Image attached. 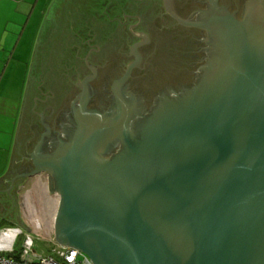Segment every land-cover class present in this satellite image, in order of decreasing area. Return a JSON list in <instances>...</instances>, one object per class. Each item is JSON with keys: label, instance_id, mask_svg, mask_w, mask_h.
<instances>
[{"label": "water", "instance_id": "1", "mask_svg": "<svg viewBox=\"0 0 264 264\" xmlns=\"http://www.w3.org/2000/svg\"><path fill=\"white\" fill-rule=\"evenodd\" d=\"M93 6L43 24L0 216L22 224L17 190L48 172L58 243L94 264H264V0Z\"/></svg>", "mask_w": 264, "mask_h": 264}, {"label": "crops", "instance_id": "2", "mask_svg": "<svg viewBox=\"0 0 264 264\" xmlns=\"http://www.w3.org/2000/svg\"><path fill=\"white\" fill-rule=\"evenodd\" d=\"M0 181L11 171L15 163L18 133L31 89L34 66L30 59L36 51L21 49L23 42L35 41L34 29L40 27L43 0H0ZM128 5L131 4L129 3ZM45 13V12H44ZM126 13V12H125ZM128 14V13H127ZM125 14V15H127ZM30 42V43H31ZM35 58V55H34ZM46 172L33 174L37 178ZM48 173V172H47ZM50 175V173H48ZM10 220V219H9ZM7 222V220H3ZM15 226L21 223L10 220ZM8 229L7 228H3ZM39 239V238H38ZM50 246V247H49ZM36 250L39 255H52V246Z\"/></svg>", "mask_w": 264, "mask_h": 264}, {"label": "rangeland", "instance_id": "3", "mask_svg": "<svg viewBox=\"0 0 264 264\" xmlns=\"http://www.w3.org/2000/svg\"><path fill=\"white\" fill-rule=\"evenodd\" d=\"M56 1L57 0H43V2L46 3V8L42 12V25L34 29V36L36 39L32 42H23L19 50L21 51V49L25 48V51H29L30 54L27 62H29L30 56L32 55V50L33 53L34 50L36 51L43 24ZM108 1L109 0H94V6L90 10V15L101 19L103 22H120L125 16L123 13L125 11L121 10L117 12L116 9H121L122 5L119 4L118 7L116 6L111 9L113 3L110 2L111 0ZM124 1L126 2L127 0ZM128 3L132 4V1L130 0ZM127 8L130 10V5H128ZM34 55L31 56L29 62L30 66H34ZM17 197L22 219L21 225L28 232L40 234L41 239L35 238L36 249L40 250L46 248L47 245H51L53 251L56 249V245L62 246L58 243L57 239L59 238L56 229V220L61 205V193L59 190L52 191L50 175L46 172L41 176H37V178L26 179L17 190ZM3 220H7V222H4ZM38 224L40 225V228H38ZM12 226L15 225L11 223L9 219L0 216V231H2L3 228L8 227L9 229V227ZM24 239L25 238L22 237L18 241L16 246L17 252H21Z\"/></svg>", "mask_w": 264, "mask_h": 264}, {"label": "built area", "instance_id": "4", "mask_svg": "<svg viewBox=\"0 0 264 264\" xmlns=\"http://www.w3.org/2000/svg\"><path fill=\"white\" fill-rule=\"evenodd\" d=\"M40 228V225H37ZM24 237L18 260L9 258L16 254V246L20 238ZM35 238L40 234L28 232L25 228L4 229L0 231V264H94L81 251L65 246L56 245L52 255L42 256L36 252Z\"/></svg>", "mask_w": 264, "mask_h": 264}, {"label": "trees", "instance_id": "5", "mask_svg": "<svg viewBox=\"0 0 264 264\" xmlns=\"http://www.w3.org/2000/svg\"><path fill=\"white\" fill-rule=\"evenodd\" d=\"M82 1V0H81ZM110 1V0H109ZM108 1V2H109ZM128 1H130V0H127L126 2L124 1V0H111L110 2L111 3H113V5L111 6V9L112 8H114V7H118V5L119 4H121L122 5V8L121 9H116V11L117 12H119V11H121V10H123V11H125V12H123L124 14H127V13H130L129 12V10H128V8H127V6L128 5H126V4H129L128 3ZM132 1V0H131ZM0 3H1V1H0ZM124 6V7H123ZM131 10H132V8H130ZM148 9V8H147ZM146 9V10H147ZM135 10V9H134ZM133 10V11H134ZM112 11V10H111ZM107 24L108 23H106L105 25L103 24V23H95L94 25L93 24H91V25H89L90 27H88V30H90V33L92 34V35H95L96 36V39H92L94 42H96V44L98 45L97 47H100L101 49H102V47L104 46V44L106 43L107 44V39H104L102 36H101V33H102V35H103V29H104V27L105 26H107ZM111 28H113V29H117L116 31H115V33H117L118 34V32L120 31L119 30V28L118 27H122V26H113V25H109ZM128 27V26H127ZM127 27L125 28V29H123V27H122V30L123 31H125L126 29H127ZM110 28V29H111ZM183 29H186V28H184L183 27ZM189 30V29H188ZM100 31H102V32H100ZM127 31V30H126ZM189 31H191V32H197L196 30H192V29H190ZM103 38V39H102ZM84 42H87V40H83L82 41V43L80 42V44H78L79 45V48H80V50H81V48H83V49H85V48H87V46H83L84 45ZM111 42V41H110ZM96 47V48H97ZM95 56H97L96 54H94ZM84 65V64H83ZM86 65V64H85ZM20 253L21 252H17L16 251V254H13V255H9L8 257L9 258H12V259H15V260H18L19 259V256H20Z\"/></svg>", "mask_w": 264, "mask_h": 264}, {"label": "flooded vegetation", "instance_id": "6", "mask_svg": "<svg viewBox=\"0 0 264 264\" xmlns=\"http://www.w3.org/2000/svg\"><path fill=\"white\" fill-rule=\"evenodd\" d=\"M205 3H207V1L205 2ZM221 3V2H220ZM222 4V3H221ZM204 7V6H203ZM179 13V12H178ZM195 13V11L194 12H192L187 18H189L190 16H192L193 14ZM179 25V24H178ZM182 27V26H181ZM187 29V28H186ZM190 30V29H189ZM192 30H196L197 31V33L198 32H201V31H205V30H198V29H192ZM66 119V118H65ZM131 119H133L132 117H131ZM130 119V120H131ZM65 122H67V121H65ZM64 122V123H65ZM71 122V121H70ZM65 126H66V123L64 124ZM69 127H72V122H71V124L69 125V126H67V129H70ZM130 127H132V125H131V123H130ZM67 129H66V132H65V142H72L78 135H79V132H78V130H73L72 132H68L67 131ZM135 132H136V130H134ZM76 132V133H75ZM75 133V136H74V138H73V140L72 141H69L70 139H68L70 136H72L73 134ZM78 133V134H77ZM137 133V132H136ZM69 136V137H68ZM68 140V141H67ZM114 142V140L113 141H110V142H108L106 145H105V147H104V149H103V151H102V153H104V155H105V157H108V158H111L113 155H114V148L110 145L111 143H113ZM118 143V142H117ZM118 144H120V143H118ZM61 153H63V152H61Z\"/></svg>", "mask_w": 264, "mask_h": 264}]
</instances>
